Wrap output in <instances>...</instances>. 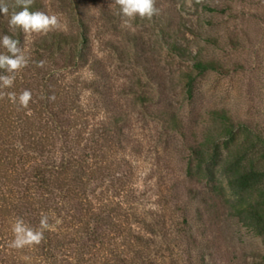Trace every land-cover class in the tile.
I'll return each mask as SVG.
<instances>
[{
    "label": "rangeland",
    "instance_id": "1",
    "mask_svg": "<svg viewBox=\"0 0 264 264\" xmlns=\"http://www.w3.org/2000/svg\"><path fill=\"white\" fill-rule=\"evenodd\" d=\"M14 1L5 3L9 8ZM33 1L37 10L58 17L56 31L76 36L81 51L67 66L58 53L37 59L31 43L43 33L21 30L24 54L44 64L28 62L8 73L14 76L12 87L0 88V163L13 155L21 168L19 129L25 121L36 129L46 123L41 77L52 73V102L76 107L66 113L79 118L84 142L98 138L94 152L87 153L94 154L102 172L86 183L83 196L93 212L100 204L110 223L100 247L70 246L63 251L67 260L264 264V231L236 215L237 194L227 186L222 164L208 158L215 176H203L196 156L201 143L202 149L215 143L222 155L243 152L244 163L264 169V145L256 139L264 136V0H155L159 11L150 19L124 17L115 0ZM197 60L217 69L199 71ZM24 89L32 93L27 108L7 95ZM220 113L229 117L231 132L222 127ZM67 131L73 134V128ZM215 184L226 192L219 194ZM8 190L0 185V196ZM57 219L50 228L60 226ZM71 223L73 233L78 226ZM113 246L123 262L112 259Z\"/></svg>",
    "mask_w": 264,
    "mask_h": 264
},
{
    "label": "trees",
    "instance_id": "2",
    "mask_svg": "<svg viewBox=\"0 0 264 264\" xmlns=\"http://www.w3.org/2000/svg\"><path fill=\"white\" fill-rule=\"evenodd\" d=\"M38 8L37 2L33 1L29 10L36 11ZM20 10L22 7H19L15 0L9 6V15L13 11ZM8 20L0 18V37L3 35L12 36L13 39L19 40V46L23 50L25 45L21 29L10 30ZM76 41V36L55 30L46 35L37 36L31 44L35 47V58H41L43 54L54 58V55L58 53L61 56L62 65L67 66L75 63V59L78 58L79 51H81ZM0 53H7V49L2 45H0ZM29 62L34 66L38 60L33 61L30 58ZM194 66L202 72L217 69L216 64L202 60H197ZM37 71L39 70L37 69ZM0 74L8 73L0 69ZM20 76L22 78L21 74ZM41 80L43 85L40 90V93L42 92L40 98L44 97L41 100V112L48 116L45 117L46 123L37 129L26 121L21 125L18 140L22 148L20 154L16 155L22 162L19 170L16 169L18 163L14 165L15 156L13 155L7 157L8 160L4 166V161L0 163L2 171L0 180L2 184L0 183V185L9 188L6 193L7 197H5L6 194L0 196V264H72L67 260V255H63V251L69 252V247L75 245L79 250L85 248L86 244L94 246L98 243L100 247L102 230L104 231L107 226H110L108 217L102 213L105 210L100 211V204L96 212H93L83 196L86 183L92 181L102 172L97 161L92 160L94 154L87 153L88 150L94 152L98 138L90 141L86 138L85 142L82 140V135L78 131L82 126L79 118L72 116V113H66L70 106L73 109L75 106L73 107L71 104L68 107L64 105V101L60 100L53 103L46 98L52 94L53 83H56L52 73L42 75ZM186 87L187 92L191 93V77L188 78ZM61 94L56 95L61 96ZM218 115L221 117L222 127L231 132L233 125L229 117L224 113ZM169 121L179 129L180 126H178L173 113L169 114ZM117 123L116 119L112 121L113 125ZM67 128H73L72 135L67 131ZM14 136V134L11 135L9 139H13ZM256 139L264 145V136L257 135ZM202 146L203 143L200 144L196 153V156L199 157L197 168L203 172V176L205 174L212 178L215 176V172H213L212 165L207 164V159H216L220 165L222 164L224 170L222 175L225 182L237 194L234 206L236 215L240 219H248L258 233L263 232L264 169L244 163L243 152L231 155L229 153L224 156L221 154L220 147L215 143L209 149H202ZM213 187L221 195L226 192L222 184H215ZM247 198L249 200H246ZM42 214L49 216L50 225H52V219L58 218L61 221L60 226L46 230L45 238L39 245L26 246L21 249L10 247V243L14 239L12 225L15 220L18 217L23 218L27 225L38 227ZM70 222H72V227L73 225L78 226L73 233L68 228ZM60 227H63L64 230L60 231L58 229ZM180 232L181 228L177 227L175 234L178 236ZM117 249L118 246L112 247V259L123 262V257H119ZM25 256L28 260L22 262L21 259ZM178 256L181 257V250ZM127 262L136 264L131 259ZM179 263L181 264V260Z\"/></svg>",
    "mask_w": 264,
    "mask_h": 264
},
{
    "label": "clouds",
    "instance_id": "3",
    "mask_svg": "<svg viewBox=\"0 0 264 264\" xmlns=\"http://www.w3.org/2000/svg\"><path fill=\"white\" fill-rule=\"evenodd\" d=\"M119 5L120 12L124 17L133 18H152L159 9L155 6V0H115ZM33 0H16V4L22 7L20 11H13L8 20L9 29H21L24 33H43L60 29V21L56 15H49L44 11H30ZM0 13L8 16L9 8L5 0H0ZM0 45L7 49V53H0V69L5 73H15L23 67H26L29 58L22 51L19 40L13 39L10 35L0 37ZM44 61L38 62L37 66L42 67ZM14 83V76L0 74V88H10ZM8 98L13 103H19L23 108H27L32 99V93L29 89H24L17 96L16 93H8ZM44 98V97H42ZM49 101L55 100V95L46 97ZM61 221L57 219L56 223ZM49 216L42 214L38 227L27 225L23 218H17L12 225L14 239L10 247L21 249L26 246L39 245L44 240V232L50 229Z\"/></svg>",
    "mask_w": 264,
    "mask_h": 264
}]
</instances>
